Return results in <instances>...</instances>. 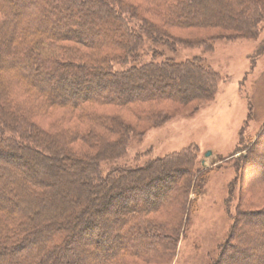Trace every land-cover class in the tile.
<instances>
[{"label": "trees", "instance_id": "trees-1", "mask_svg": "<svg viewBox=\"0 0 264 264\" xmlns=\"http://www.w3.org/2000/svg\"><path fill=\"white\" fill-rule=\"evenodd\" d=\"M223 1L217 0L215 9L208 0H0V158L9 161L5 167L0 165V264H66L57 257L68 256L72 244L85 234L99 244L109 227L117 230L113 237L119 240L117 247L91 264L170 263L186 213L194 205L190 196L196 193L199 178L196 149L189 146L142 166L115 165L105 170L103 165L126 154L131 135L142 133L136 124H146L144 130L156 127L175 114L171 105L180 109L190 101H202L196 111L203 102L215 99L220 74L201 57L159 58L149 47L155 44L174 51L178 45H191L169 28L186 26L197 18L201 27L233 30L220 33L221 37L257 38L264 23V0ZM148 39L153 43L146 46ZM147 55L151 58L145 61ZM13 78L21 83L18 89ZM155 78L161 83H153ZM133 80H141L144 87L127 85ZM106 82L118 90L109 89ZM98 105L128 110L137 123L120 112L100 111L94 107ZM61 109L71 111V116L74 110L85 130L57 120L47 129L32 118L37 110L46 115ZM76 138L92 151H76L72 147ZM261 150L264 127L250 138L248 152L237 164L240 174L230 184L231 188L240 181L236 215L219 256L210 264H264L260 249L264 210L252 211V203L259 200L246 199L244 193L250 189L246 183L250 171L261 179L250 187L264 186ZM34 160L55 176L59 168L67 170L73 164L87 177L78 189L87 195L96 191L92 184L105 190L100 195L105 204H125L117 207L119 216L98 223L99 210H89L94 200L82 199L73 212L80 216L81 233H74L68 189L47 176L38 178ZM176 163L187 167H173L172 172L179 169L173 181L178 186L161 195L155 186ZM163 212L165 217L156 215ZM243 219L262 223V230L254 233L241 227ZM75 251L78 259L86 253L83 247Z\"/></svg>", "mask_w": 264, "mask_h": 264}, {"label": "rangeland", "instance_id": "rangeland-1", "mask_svg": "<svg viewBox=\"0 0 264 264\" xmlns=\"http://www.w3.org/2000/svg\"><path fill=\"white\" fill-rule=\"evenodd\" d=\"M131 1L149 2V0ZM208 1L211 8L218 9L217 0ZM221 1L224 4V1ZM209 19L214 21L213 17ZM155 20L158 21L157 18ZM201 22L202 20L197 18L188 20L186 26L169 28L177 37L189 41L191 45L181 44L176 46L174 51H169L161 45L154 44L153 46L151 44L149 49L150 51L155 50L160 55L159 58L167 56L183 60L201 57L207 65L220 74L219 89L215 99L203 102L196 111H193L194 107L202 101H190L185 108L180 109L171 105L170 110L175 114L171 119L156 127L144 130L146 124H136L142 133L131 135L126 154L116 161H108L103 165L105 170L115 165L142 166L152 158L165 157L189 146L196 149L197 177L199 178L195 184L196 193H191L190 196L195 199L194 205L186 213L188 217L184 223L176 253L171 257L172 260L169 264H210L219 256L221 245L226 241L233 224L239 202L240 181L231 187L234 189L233 193H230V184L240 174L237 164L242 155L247 154L250 138L253 139L264 127V23L259 36L251 39L221 37L220 33L230 34L233 30L217 26L201 27ZM150 43L153 41L148 39L146 46ZM150 58L147 55L144 60L147 61ZM174 77L172 78L176 81L177 77ZM17 80L13 81L16 89L21 86ZM179 81L176 82L182 87V83ZM157 82L161 83L160 79L155 78L153 83ZM144 84L141 80L127 82V85H136L140 88L144 87ZM106 86L109 89L118 90V87L113 83L106 82ZM29 105H32V101ZM94 107L109 113L120 112L129 120L137 123L136 118L128 110L116 108L113 105ZM47 112L45 115L43 111L37 110L36 113L32 112V118L47 129H52L56 120L63 121L62 123L66 121L65 124L68 127L72 126V129L75 130L77 127L79 129L86 127L85 124L79 122L74 110H72V116L69 115L71 111L67 109L53 113ZM72 147L78 152L92 151L86 142L78 138L72 139ZM261 152L264 151L261 150ZM6 162L9 161L0 158L1 167H5ZM13 164L18 165L15 162ZM33 164L39 173L38 178L47 176L49 181L52 180L58 186L68 189L72 197V230L76 234L81 233L78 222L80 216L73 213L75 207L79 205L78 201L82 199L94 200L92 202L94 208L89 210H91L90 212L93 209L99 210V217L96 219L98 223L112 221L121 212L120 209L115 212L117 207L125 205L120 201L119 203L110 201L105 204L104 201H101L103 198L100 195L106 191L99 190L98 186L93 184L92 188L96 191H91L90 195H87L84 190H79V184L87 180V177L85 172H77L73 164L72 168L67 170L59 168L57 176L50 174L41 161L34 160ZM170 166L171 168L163 176V180L155 186V190H160L161 195H167L173 186H178L176 182L173 183L177 176L176 171L172 172L173 167H187L185 163H176ZM157 167L159 168V166ZM257 180H261L259 174L254 171L248 172L246 183L250 189L245 190L244 193L246 199L255 200L258 198L259 201L252 203L250 208L252 211L261 212L264 210V186L250 187ZM126 181L125 183H127ZM136 197L139 200L142 199L141 195ZM156 215L165 217L166 212L156 213ZM261 224L243 219L241 227L258 233L262 230L263 225ZM115 232H117L115 227L113 229L109 227L105 238L98 240L99 244L93 238L88 237V234H85V238H81L82 241L77 240L72 244L69 257L63 252L64 254L59 255L57 259L67 262L66 264H91L92 261H102L105 256L113 254V250L117 247L119 240L113 239ZM79 247H83L86 253L79 255L78 259L75 257V249ZM260 249L264 252V245Z\"/></svg>", "mask_w": 264, "mask_h": 264}, {"label": "bare ground", "instance_id": "bare-ground-1", "mask_svg": "<svg viewBox=\"0 0 264 264\" xmlns=\"http://www.w3.org/2000/svg\"><path fill=\"white\" fill-rule=\"evenodd\" d=\"M178 170H179V169H177L176 171H177V172H179ZM133 198H134V196H133V197H131V199H133ZM153 200H154V199H153ZM110 242H111V241H110Z\"/></svg>", "mask_w": 264, "mask_h": 264}]
</instances>
